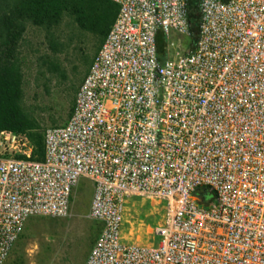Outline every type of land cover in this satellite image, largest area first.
<instances>
[{
  "label": "built area",
  "instance_id": "1",
  "mask_svg": "<svg viewBox=\"0 0 264 264\" xmlns=\"http://www.w3.org/2000/svg\"><path fill=\"white\" fill-rule=\"evenodd\" d=\"M111 1L116 18L68 120L44 130L43 158L0 130V264L31 217L69 215L81 180L102 224L83 264H264V0ZM135 197L162 206L154 243L122 238Z\"/></svg>",
  "mask_w": 264,
  "mask_h": 264
},
{
  "label": "rangeland",
  "instance_id": "2",
  "mask_svg": "<svg viewBox=\"0 0 264 264\" xmlns=\"http://www.w3.org/2000/svg\"><path fill=\"white\" fill-rule=\"evenodd\" d=\"M56 32L67 42L62 51L54 55L64 77L47 72L41 65L42 58L51 55L42 28L28 25L19 55L23 69V105L44 130L66 123L77 88L99 49L96 38L79 30L69 17L64 18ZM172 37L181 49L190 42L185 36L173 34ZM83 57L88 58V63L82 61ZM92 194L93 184L81 180L73 189L67 217H31L4 264L14 255L23 253L27 264H35L36 256L45 251L49 257L47 264H83L102 228L99 221L88 217ZM162 213V206L155 201L138 197L129 200L124 210L123 240L154 243L153 229Z\"/></svg>",
  "mask_w": 264,
  "mask_h": 264
},
{
  "label": "trees",
  "instance_id": "3",
  "mask_svg": "<svg viewBox=\"0 0 264 264\" xmlns=\"http://www.w3.org/2000/svg\"><path fill=\"white\" fill-rule=\"evenodd\" d=\"M118 13V5L111 0H0V130L24 133L33 145V156H44V129L23 105V69L20 48L29 24L45 31L51 55L42 58V66L49 73H60V63L54 55L67 45L56 30L65 17L76 27L91 33L101 46ZM199 14L190 12L192 41L197 38ZM164 40L157 36L158 55L164 60ZM88 58L82 61L88 63ZM73 90L75 86L71 87ZM200 203L207 206L213 199L210 191L197 192ZM47 251L36 256L35 264L48 263ZM8 264H27L26 254H16Z\"/></svg>",
  "mask_w": 264,
  "mask_h": 264
}]
</instances>
